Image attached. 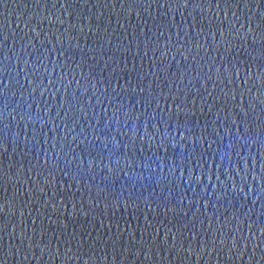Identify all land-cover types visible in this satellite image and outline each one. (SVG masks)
Segmentation results:
<instances>
[{
  "label": "water",
  "instance_id": "95a60500",
  "mask_svg": "<svg viewBox=\"0 0 264 264\" xmlns=\"http://www.w3.org/2000/svg\"><path fill=\"white\" fill-rule=\"evenodd\" d=\"M0 264H264V0H0Z\"/></svg>",
  "mask_w": 264,
  "mask_h": 264
}]
</instances>
